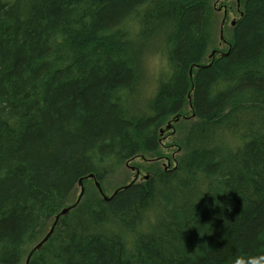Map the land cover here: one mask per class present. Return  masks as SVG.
I'll return each mask as SVG.
<instances>
[{
  "label": "trees",
  "instance_id": "obj_1",
  "mask_svg": "<svg viewBox=\"0 0 264 264\" xmlns=\"http://www.w3.org/2000/svg\"><path fill=\"white\" fill-rule=\"evenodd\" d=\"M216 2L0 0V264L43 239L79 180L29 264H264V0H239L241 16L235 2L230 44L224 23L227 50L204 64ZM187 100L174 167L103 200L90 181L161 157Z\"/></svg>",
  "mask_w": 264,
  "mask_h": 264
},
{
  "label": "rangeland",
  "instance_id": "obj_2",
  "mask_svg": "<svg viewBox=\"0 0 264 264\" xmlns=\"http://www.w3.org/2000/svg\"><path fill=\"white\" fill-rule=\"evenodd\" d=\"M214 5H215L214 10L216 11V21H215L216 29L210 40V44H211L210 49H208L205 53L204 62H202L204 64L209 62L208 56L211 51L217 50L224 52V50H227L225 46H223L224 43H220L218 38L220 37L218 32L219 23L221 24V21L223 20V13L226 12L225 27L223 29H224V37L227 44H230L231 34H232L231 33L232 29L229 26V24L230 22L233 23L234 20L237 19V14L234 9L235 0H217V2ZM148 51L153 54H158L157 52H159V46L157 44H152L148 47ZM146 62H147V64H145L146 68H148L150 72H153L155 68H157L158 66V64H153L152 59L151 60L147 59ZM194 72L195 70H192L191 73ZM179 114L181 117H184L185 119L182 120L180 119L179 122L175 121L174 123H171V129L169 130H164L167 124H165L160 129L161 130L160 138L162 141H159L160 143L159 148H160V152L162 153V156L161 157L153 156L152 154L140 155L136 158V160L133 163L126 162L125 164H123L119 172L109 173L102 180L100 184L104 196L110 198L113 195L112 193H114L117 188H119L120 186L127 185L134 181L133 180L134 173H132L134 171L131 170V167L134 169H138L139 176L137 180H135L137 183L141 181V179H145V178L147 179L149 177L148 175L151 174V173L149 174L148 172L151 170H154L156 168L171 169L172 167H174V164L176 162L175 157L180 154L179 151L180 148L177 145L178 140L182 139L181 137L184 133H186V130L188 129L187 127L195 122V119L190 118V116L193 115H191L192 113L189 108L188 100L183 105V109ZM139 164H141L140 167L138 166ZM93 183H94L93 181L92 182L90 181L89 185L94 186ZM79 192H80V187L76 185L69 195L67 204L71 205L74 202H76ZM30 249L31 248L26 250L23 259L19 264H25V259Z\"/></svg>",
  "mask_w": 264,
  "mask_h": 264
},
{
  "label": "water",
  "instance_id": "obj_3",
  "mask_svg": "<svg viewBox=\"0 0 264 264\" xmlns=\"http://www.w3.org/2000/svg\"><path fill=\"white\" fill-rule=\"evenodd\" d=\"M190 76H191V75H190ZM169 126H170V123H168V124L166 125V128H165V129H166V130L169 129ZM159 132H161V130H160ZM131 170H134V168L131 167ZM134 171H135V175H134V179H133V180L135 181V180L138 178V170H134ZM144 177H146V176H144ZM89 178H93V176H92V175H89ZM145 179H146V178H145ZM131 183H132V182H131ZM94 185H95L96 189L98 190V193L102 196L103 200L108 201V200H109L113 195H115L118 191L126 189V188L129 187L131 184L126 185V186H124L123 188H121V189L115 191V192L113 193V195H112L110 198H107L106 196L103 195L102 190H101V188H100V185H99L97 182H94ZM78 186L80 187V192H79V195H78V197H77L76 202H75L74 204H72L71 206L62 209L61 212H60L57 216H55V218H54V222H53L51 228L49 229L48 233L43 237L42 241H41L37 246H35V248L32 249V251L29 253L28 257L26 258L25 264H29V260H30V258H31V256H32V254H33L36 250H39V249H40V248H41V247L47 242V240L49 239V237L51 236V234H52V232H53V230H54V227H55L56 224L58 223L59 218H60L61 216L66 215L71 209H74V208L77 206V204L79 203V201H80V199H81V197H82V195H83V193H84V189H83L82 181H81V180L78 181Z\"/></svg>",
  "mask_w": 264,
  "mask_h": 264
},
{
  "label": "flooded vegetation",
  "instance_id": "obj_4",
  "mask_svg": "<svg viewBox=\"0 0 264 264\" xmlns=\"http://www.w3.org/2000/svg\"><path fill=\"white\" fill-rule=\"evenodd\" d=\"M236 2V11H237V14L238 16H241V12L239 11V6H240V3H239V0H235ZM224 11V10H223ZM238 19V18H237ZM234 20V22H230L231 26H234L235 23H236V20ZM225 20H226V12L223 13V20L221 21V27H223L224 23H225ZM214 57H210V59L212 60ZM196 68H198L199 66H195ZM134 170H138V169H134ZM132 170V171H134ZM134 175H135V171H134ZM139 176V175H138ZM137 180V179H136Z\"/></svg>",
  "mask_w": 264,
  "mask_h": 264
},
{
  "label": "bare ground",
  "instance_id": "obj_5",
  "mask_svg": "<svg viewBox=\"0 0 264 264\" xmlns=\"http://www.w3.org/2000/svg\"><path fill=\"white\" fill-rule=\"evenodd\" d=\"M221 29H222V27H221V25H220V37H219L220 41L223 40ZM214 53H215V51H212V52L210 53L209 57H213V55H215ZM165 128H166V126H165ZM165 128H164V130H166ZM169 129H171V123H170ZM169 129H167V130H169ZM41 241H42V240H41ZM41 241H40V242H41ZM40 242H39V243H40ZM39 243H38V244H39ZM38 244H36V246H37ZM34 248H35V247H34ZM34 248H32V249H34ZM32 249L30 250V252L32 251ZM36 251H38V250H36ZM30 252H29V253H30ZM28 255H29V254H28ZM27 257H28V256H27ZM27 257H26V258H27ZM25 261H26V260H25Z\"/></svg>",
  "mask_w": 264,
  "mask_h": 264
}]
</instances>
